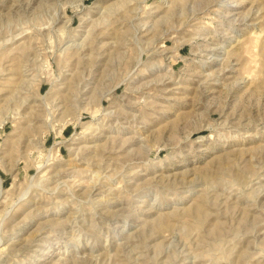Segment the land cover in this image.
Instances as JSON below:
<instances>
[{
	"label": "rangeland",
	"instance_id": "374dc122",
	"mask_svg": "<svg viewBox=\"0 0 264 264\" xmlns=\"http://www.w3.org/2000/svg\"><path fill=\"white\" fill-rule=\"evenodd\" d=\"M0 264H264V0H0Z\"/></svg>",
	"mask_w": 264,
	"mask_h": 264
}]
</instances>
